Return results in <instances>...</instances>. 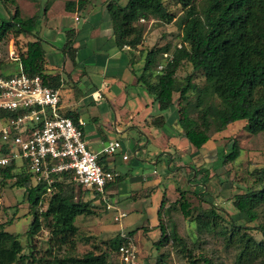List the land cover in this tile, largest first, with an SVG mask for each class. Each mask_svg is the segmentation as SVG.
Returning <instances> with one entry per match:
<instances>
[{"label": "trees", "instance_id": "obj_1", "mask_svg": "<svg viewBox=\"0 0 264 264\" xmlns=\"http://www.w3.org/2000/svg\"><path fill=\"white\" fill-rule=\"evenodd\" d=\"M6 1L8 0L4 3ZM88 1L78 0L77 4L82 8ZM164 1L129 0L122 7L119 2L109 0L105 9L117 48L127 46L135 51L142 47L145 34L143 24L151 21L172 23L175 16L168 12ZM177 1L183 12L178 24L182 29L181 43L171 52V60L163 57V53L168 52L166 49L148 50L138 82L153 97L160 111L176 105V122L181 135L195 149L204 147L210 140V133H220L236 122L244 121V130L251 135L264 133V0H203L206 2L203 11H199L196 0ZM74 6L75 2H67L65 9L74 12ZM37 26L36 16L21 18L16 9L11 21L0 25V43L6 39L11 27L14 28L15 37H27L35 34ZM18 62L21 66L20 70L17 64L18 74L39 76L44 86L57 89L59 78L46 74L45 52L41 40L26 43L24 51L18 53ZM155 65L157 68L163 65V70H156L154 73ZM184 65L202 73V87L192 84L190 78L183 87L178 86L177 72ZM14 75L0 71V76L5 78ZM189 91L195 93L193 102L188 98ZM175 94H178L176 104ZM9 116L7 113H0V120L5 122ZM62 116L77 123L76 115L68 113ZM153 123L158 127L164 125L161 117ZM232 146V151L223 157L222 163L233 162L238 158L239 147L236 143ZM0 152L6 153L3 146L0 147ZM98 161L101 164V158ZM18 169L21 171L16 173L15 170ZM252 176L253 185L235 196L233 207L243 219L255 224L254 227L224 219L213 206L209 211L191 218L185 193L179 192L180 211L185 218H191L196 224L198 233L216 231V218L227 224V227L220 229V236L225 248L235 251V264H264V167L253 171ZM0 177L3 181L17 178L15 184L26 192L33 217L27 237L36 235L41 222L49 229L48 243L56 250V254L51 261L41 260L39 264L113 263L118 247L126 242L121 234L109 239L98 253L89 252L80 257L76 255L78 228L75 220L78 217L95 216V212L88 202L75 201V189L68 174L53 175L49 185L43 181L36 183L24 169V164L18 168L17 163L12 162L0 168ZM118 179L119 177L107 184L104 191ZM47 192L52 194L47 209L45 212H38L37 208ZM94 195L100 196L97 193ZM162 207L163 202L160 208ZM250 230L257 232L260 239L250 234ZM160 232L161 240L157 246L170 240L183 255L185 264H212L207 257L195 256L174 227L169 235L163 227ZM25 260L19 237L6 232L0 225V264H23ZM156 264H163V258H158Z\"/></svg>", "mask_w": 264, "mask_h": 264}, {"label": "rangeland", "instance_id": "obj_2", "mask_svg": "<svg viewBox=\"0 0 264 264\" xmlns=\"http://www.w3.org/2000/svg\"><path fill=\"white\" fill-rule=\"evenodd\" d=\"M4 1L0 0V25L10 22L16 9L19 17L36 16L40 25H47L49 29L68 28L74 24V12L65 9V4L72 0H62L52 8L50 5L54 0ZM108 1L89 0L87 4L91 2L97 6ZM114 1L124 7L129 0ZM164 4L175 19L170 24L156 21L143 24V62L148 50L166 49L170 55L181 43L182 29L178 24L183 15L182 8L177 0H165ZM196 5L199 11H203L206 2L196 0ZM83 18L81 17L80 26L84 24ZM27 40L32 42L35 36L15 37L14 28H9L6 39L0 43V71L18 74V62L12 60L10 51L17 55L22 53ZM143 62L139 63L138 69H143ZM156 70L155 65L153 72L156 73ZM177 78L179 87H183L189 78L191 83L199 88L204 83L202 73L193 71L189 65H184L178 70ZM188 98L193 102L195 93L189 91ZM174 101L176 104L178 94L174 95ZM104 105L109 110L99 116V125L95 124V128L99 127L98 137L103 136L106 141L118 142L121 146L114 155L104 156L108 167L115 170L114 173L119 179L101 196L85 191L72 182L75 201L88 202L95 212V216L78 217L75 220L78 228L76 255L80 257L89 252L98 253L109 239L117 234H124L127 237L131 235L139 264H156L158 258H163V264H185L183 255L170 240L162 246H157L161 240L160 228H165L169 235L174 227L195 256L207 257L212 264H235V251L226 249L220 236V229L227 227V224L216 218V231L198 233L191 218L209 211L213 206L226 220L232 219L247 227L255 226L239 215L233 207V201L236 195L253 185V171L264 167V133L251 135L244 130V121L236 122L220 133H210V140L204 147L195 149L181 135V129L176 122V105L165 111H160L159 107L154 106L147 124L152 128L150 136L145 126L136 123L131 126L134 128H127V133L118 134L115 119L117 127L120 126L121 114L116 111L115 115L107 103ZM94 106L98 108L96 104ZM159 117L165 123L162 127L153 123ZM142 118L148 117L141 116L138 119ZM3 124L0 120V127ZM138 128H141L142 133ZM143 133L149 142L143 137ZM235 143L239 147L238 158L233 162L222 163L223 157L232 151V145ZM123 155L127 160H122ZM16 163L18 168L23 164L21 161ZM20 171L15 170L16 173ZM16 180L17 178L3 181L0 177V225L6 232L19 237L23 255L26 257L23 264H39L41 260L49 262L56 254V250L48 243L49 229L41 222V228L36 235L27 237L33 217L28 207L26 192L15 184ZM179 192L185 193V199L190 205V219L185 218L180 211ZM51 195V192H47L43 196L37 208L38 212L46 211ZM162 202L163 207L160 208ZM121 214L124 217L116 220ZM249 233L260 239V235L254 230Z\"/></svg>", "mask_w": 264, "mask_h": 264}, {"label": "crops", "instance_id": "obj_3", "mask_svg": "<svg viewBox=\"0 0 264 264\" xmlns=\"http://www.w3.org/2000/svg\"><path fill=\"white\" fill-rule=\"evenodd\" d=\"M60 1L54 0L50 8ZM70 2H75L72 26L49 29L47 25L41 26L38 20L34 34L35 40L39 39L43 43L46 74L59 78L57 90L60 94V114L70 113L84 122V139L88 149L96 154L110 143L105 137H98L100 130L99 127L95 128V124L99 125V116L109 110L105 103L114 114L116 111L121 114L120 126L117 127L115 119L118 134L127 133V128H134L131 126L136 123L145 126L150 136L152 128L147 125L148 119L154 106L159 105L138 82L143 71L138 69L139 63L143 62V47L135 51L117 48L104 3L95 6L90 2L81 8L77 4L78 0ZM81 17H84V24L80 26ZM92 94H98L100 99L95 101ZM86 115L88 117L84 118ZM141 116L148 118L139 120ZM143 137H146L144 133ZM146 139L149 142L148 137ZM104 156H100L101 166L115 172L108 167Z\"/></svg>", "mask_w": 264, "mask_h": 264}, {"label": "built area", "instance_id": "obj_4", "mask_svg": "<svg viewBox=\"0 0 264 264\" xmlns=\"http://www.w3.org/2000/svg\"><path fill=\"white\" fill-rule=\"evenodd\" d=\"M10 56L18 62L14 51H10ZM163 57L171 60L167 53ZM163 67L159 65L157 70ZM92 97L95 101L100 99L98 94ZM59 103V91L44 86L39 76H0V113L10 115L0 127V147L6 152H0V168L21 161L36 183L43 181L48 185L53 175L68 174L76 185L101 196L105 186L118 175L104 170L98 160L101 155H114L121 146L110 142L99 154L91 152L84 139V122L74 123L62 116ZM123 217L121 214L116 220ZM121 237L126 242L118 247L112 264H139L131 238L124 234Z\"/></svg>", "mask_w": 264, "mask_h": 264}]
</instances>
